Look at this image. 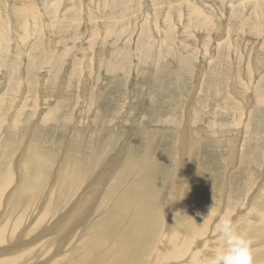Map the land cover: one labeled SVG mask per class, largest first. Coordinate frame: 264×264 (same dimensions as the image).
Returning <instances> with one entry per match:
<instances>
[{
    "label": "rangeland",
    "instance_id": "374dc122",
    "mask_svg": "<svg viewBox=\"0 0 264 264\" xmlns=\"http://www.w3.org/2000/svg\"><path fill=\"white\" fill-rule=\"evenodd\" d=\"M243 1L0 0V231L13 250L86 196L85 224L128 242L130 264H152L169 225L214 245L228 217L264 239V0Z\"/></svg>",
    "mask_w": 264,
    "mask_h": 264
},
{
    "label": "bare ground",
    "instance_id": "6f19581e",
    "mask_svg": "<svg viewBox=\"0 0 264 264\" xmlns=\"http://www.w3.org/2000/svg\"><path fill=\"white\" fill-rule=\"evenodd\" d=\"M247 0H245L246 2ZM244 2V1H243ZM244 2V3H245ZM263 2V1H262ZM175 5V4H174ZM196 10V9H195ZM197 12V11H196ZM159 29V28H158ZM156 32V30H154ZM154 33V32H153ZM155 35V34H154ZM160 35V34H158ZM160 38V37H159ZM165 39V38H164ZM199 79V78H198ZM2 84V82H1ZM10 84V83H9ZM11 88L9 89V91L7 90V94H5L4 96L9 95V93H12L13 91L17 92V89L19 90V85L17 84V82L15 81V78H12V83H11ZM1 87V86H0ZM10 87V86H9ZM196 87V86H195ZM61 88V87H60ZM4 90V89H3ZM2 91V90H1ZM21 92V91H20ZM18 91V93H20ZM43 92V91H41ZM40 92V93H41ZM261 92V91H260ZM83 93V92H82ZM263 92H261L262 94ZM24 94V93H23ZM22 94V96H23ZM88 94V93H87ZM83 95V94H82ZM264 95V94H262ZM81 96V95H80ZM83 97V96H82ZM81 97V98H82ZM43 98V97H42ZM87 98V97H86ZM261 99V98H260ZM259 99V100H260ZM79 100V99H78ZM262 100V99H261ZM260 102V101H259ZM256 105V104H255ZM258 105V104H257ZM261 106V105H260ZM246 108V107H245ZM257 108V107H255ZM262 108V107H261ZM259 109V108H258ZM263 109V108H262ZM261 109V110H262ZM256 110V109H255ZM263 111V110H262ZM74 112V111H73ZM260 112V111H259ZM11 116V115H10ZM264 117V116H263ZM258 119V117H257ZM13 120V119H12ZM45 122L47 121L46 118L43 119ZM253 120V119H252ZM256 121V120H255ZM36 122V121H34ZM189 122V121H188ZM4 123V122H3ZM16 124V123H15ZM21 125V124H19ZM6 126V125H5ZM18 127V126H17ZM74 127V125H73ZM77 125H75V127L73 128V131H75ZM15 129V128H14ZM17 129V128H16ZM15 129V130H16ZM21 129V128H20ZM22 130V129H21ZM32 130V129H31ZM36 130V129H35ZM3 131V128H2ZM18 131V130H17ZM29 131V130H28ZM27 131V132H28ZM186 131V130H185ZM240 131V130H239ZM153 132H156L153 130ZM247 132V131H246ZM12 133V132H11ZM73 134V133H72ZM117 134V133H116ZM155 135V134H154ZM186 135V134H185ZM4 138V137H3ZM40 138V137H39ZM46 138V137H45ZM185 137H183L181 139L180 142V149L183 152V154H186L185 152H187L186 148L187 146H185L184 140ZM238 138V136H237ZM30 140V139H29ZM80 140V139H79ZM241 140V139H240ZM48 141V140H47ZM154 141V140H153ZM187 141V140H186ZM236 141V140H235ZM69 142V141H68ZM238 142V141H237ZM48 143V142H47ZM71 143V142H70ZM186 143V142H185ZM234 143V142H233ZM39 144V143H38ZM44 144V143H43ZM84 144V143H83ZM108 144V143H107ZM24 146V145H23ZM22 146V148H23ZM46 146V145H45ZM84 146V145H83ZM108 146H111V144H109ZM107 146V147H108ZM43 147V146H42ZM62 147V146H61ZM106 147V146H105ZM102 151L103 155H108L107 153L110 151L107 149V147ZM79 148V147H78ZM101 148V147H100ZM148 148V146H147ZM6 149V148H5ZM44 149V148H43ZM98 149V148H97ZM127 149V148H125ZM246 149V148H245ZM99 150V149H98ZM243 150V147H242ZM26 151V150H25ZM81 151V150H80ZM85 151V150H84ZM147 151V150H146ZM245 151V150H243ZM249 151V150H248ZM261 151V150H260ZM6 152V150H5ZM91 152V151H90ZM234 152H237L234 151ZM263 152V151H262ZM28 153V152H27ZM126 153V152H125ZM188 153V152H187ZM57 154V153H56ZM122 154V153H121ZM243 154V153H241ZM253 154V153H252ZM76 155V154H75ZM93 155V154H92ZM119 156V154H117ZM233 155V153H232ZM4 156V155H3ZM6 156V155H5ZM18 156V155H17ZM67 156V155H66ZM102 156V154H101ZM121 156V155H120ZM108 157V156H107ZM3 158V157H2ZM19 160V157H17ZM21 158V157H20ZM104 158V157H103ZM127 158V157H126ZM24 159V158H23ZM60 159V158H59ZM100 160H98V158L95 161L90 160V165L92 167V163H98L101 161L102 157H99ZM259 159V158H258ZM16 160V159H15ZM22 160V158H21ZM57 160V159H56ZM117 159H114V162H116ZM182 160V159H181ZM178 162L177 164V168H176V177L178 178L180 176V169L183 170V168H181L180 166H182V162ZM25 161V160H24ZM120 161V160H119ZM117 161V162H119ZM240 161V160H239ZM262 161V160H261ZM260 161V162H261ZM22 162V161H21ZM105 162V161H104ZM241 162V161H240ZM24 163V162H23ZM22 163V164H23ZM124 163V160H123ZM143 163V162H142ZM144 164V163H143ZM255 164V163H253ZM89 165V166H90ZM116 165V163H115ZM118 165V164H117ZM249 165V164H248ZM131 166V165H130ZM255 166V165H254ZM27 167V166H26ZM98 168V166H95ZM121 167H123V165H121ZM258 167V165H257ZM94 168V167H93ZM92 168V169H93ZM104 168V167H103ZM118 168V167H117ZM142 168V165H140L139 163V167L137 168V170L140 172ZM186 168V167H185ZM12 169V168H11ZM124 169V168H123ZM244 169V168H243ZM107 170V169H106ZM136 170V169H135ZM252 170V169H251ZM10 171V170H9ZM116 171V170H115ZM121 171V170H119ZM96 172V171H95ZM100 172V171H99ZM146 172V171H144ZM14 173V172H13ZM102 173V172H101ZM137 173V174H139ZM188 173V172H187ZM251 173V172H250ZM254 173V172H253ZM10 174V173H9ZM246 174V173H245ZM11 175V174H10ZM136 175V173H135ZM185 174H183L182 176H184ZM89 176V175H87ZM111 176V175H110ZM247 176V175H246ZM20 177V175H19ZM254 177V176H253ZM9 179H11L9 177ZM20 179V178H19ZM10 181V180H9ZM7 181V183L9 182ZM13 183V182H11ZM9 183V184H11ZM19 183V182H18ZM175 183H177V181L175 180ZM174 183V187H173V194L176 193V189L177 186ZM3 185V184H2ZM5 186V185H4ZM9 186V185H8ZM7 186V187H8ZM263 186V185H262ZM18 186H16V188L13 187V190H9L10 192H8L5 196L7 197H3L5 201H10L11 198L13 197L14 192L17 190ZM225 189V188H224ZM5 192L8 190V188H4ZM171 193V192H170ZM118 194V193H117ZM172 194V195H173ZM4 195V194H2ZM87 197V196H86ZM83 198L82 201H80V199H78L75 203V206H73L69 211H66V213H64V215L60 214V218H59V222L56 225H52L50 227H48L47 225L43 226L41 225V223L43 224L45 221V216L44 214H40L41 212H37L35 216H37V220L38 223L41 225L38 229H41L40 232L37 234V232L39 231H33L32 233H28V231H30V229H28L26 226V228H24L21 232V235H26V236H30L33 233L31 237L27 238L28 240L26 241V236L21 238H16V239H20V244L18 246L17 249L13 250L11 245L14 243V241L12 240H6V230H1L0 231V264H30V263H34V264H53L55 262V260L57 258H60V264H71L72 260L73 263L74 261L80 259V263L81 264H130V262H128L126 259L129 256V251L127 249V246L130 245L127 243L128 242H122L120 239H118V236L115 237V239L112 241L113 237L112 236L109 240L104 239V237L108 236L104 234H100L98 232H96L94 228H92L94 225L92 222L93 221V215L90 214L89 217V221L88 223L85 224V221L87 222V220H85L87 216L86 213H84V207L87 205L92 204L91 202L93 200H91L92 198ZM177 198V197H176ZM229 198V197H228ZM115 199V197L113 198ZM96 202V200H94ZM93 201V203H94ZM114 201V200H113ZM123 201V200H122ZM174 200H171L170 205H172V202ZM124 202V201H123ZM3 204V202H1ZM24 203V202H23ZM81 203V204H80ZM5 204V203H4ZM97 203H95L96 205ZM178 204V203H177ZM8 205V204H7ZM21 205V204H20ZM25 205V204H24ZM30 205V204H29ZM93 205V204H92ZM94 205V206H95ZM179 207V205H178ZM8 208V207H6ZM88 208V207H87ZM89 209V208H88ZM91 209V208H90ZM170 209V207H169ZM208 210V209H207ZM5 211V210H4ZM65 212V210H62ZM87 211V210H85ZM117 212V210H115ZM189 211V210H188ZM192 211V210H191ZM7 212V211H5ZM115 212V213H116ZM134 212V211H133ZM1 213V212H0ZM4 213V212H3ZM40 215H39V214ZM76 216L75 219H77V221H75V226L72 227H68L65 228L60 227V222H62L63 219H65L67 216ZM83 215V216H82ZM116 215V214H114ZM171 215V214H170ZM169 214H167V216H170ZM30 216V215H29ZM117 216V215H116ZM115 216V217H116ZM203 216V215H202ZM232 216V214H231ZM5 217V215H4ZM92 217V219L90 220V218ZM137 217V216H136ZM264 217V216H263ZM68 218V217H67ZM74 218V217H73ZM97 218V217H96ZM94 218V219H96ZM228 218V217H227ZM252 218V217H251ZM2 219V218H1ZM0 219V221H1ZM4 219V218H3ZM117 220V219H116ZM170 220L171 223H174V215L172 213V215L170 216ZM253 220V219H252ZM3 221V220H2ZM35 221V219L33 220ZM254 221V220H253ZM257 221V219H256ZM260 221V220H259ZM73 222V221H71ZM70 222V224H71ZM264 223V222H263ZM91 224V225H90ZM115 224V223H114ZM136 224V223H135ZM259 224V223H258ZM9 225V224H8ZM7 225V226H8ZM78 225V226H76ZM119 225V223H118ZM197 225V224H196ZM6 226V227H7ZM28 226V225H27ZM115 226V225H114ZM140 226V225H139ZM9 227V226H8ZM17 227V226H16ZM42 227V228H41ZM45 227H47L48 229H45ZM101 227V226H100ZM120 227V226H119ZM141 227V226H140ZM170 227V225H169ZM167 227V230L165 233H163V230L160 231L159 236L157 235L156 240L151 238V235H146L147 231L146 229L143 230V234L140 233L139 231V235L137 237L140 238H145L147 240H155V247L153 250L156 251V254L154 255L152 253L153 258L151 256H149L151 254L148 255L147 258L151 257L152 258V264H160V260L162 262H167L166 264H204V258L206 257L205 254H203L204 258L200 259V255H202V250H199V247H202L205 245V248H210L211 251L213 250V252H219L223 249L224 245V240L222 238H218L216 240H209L210 242H213L214 245L211 244H207V242H195L194 244L192 243V239L188 236H183L182 234H174V232L171 230V227L169 228ZM92 228V229H91ZM163 228V227H162ZM3 229V228H2ZM7 229V228H6ZM9 229V228H8ZM17 229V228H16ZM117 229V228H116ZM137 229V228H136ZM101 230V229H100ZM135 230V229H134ZM133 230V231H134ZM210 230V229H209ZM196 231V230H195ZM194 231V232H195ZM116 232V231H115ZM152 233V232H151ZM197 233V232H196ZM13 230H12V234L13 235ZM56 234V236H52ZM164 234V235H163ZM215 234V233H214ZM66 235H71L73 238H71V242L67 244L68 247H70L72 249V242L75 245V242L78 239H80L81 241L79 242H83L81 245H79V251H77V253H79V255H75L77 254L76 252L72 253V254H68V250L67 252H65L63 249L60 250V240L61 238L63 239V242L65 243V236ZM128 235V233H127ZM186 235V234H185ZM200 235V234H199ZM126 236V235H125ZM129 236V235H128ZM201 236V235H200ZM127 237V236H126ZM203 237V236H202ZM218 237V236H217ZM25 238V239H24ZM117 238V240H116ZM205 238V237H204ZM211 238V237H210ZM215 239V238H214ZM125 241V240H124ZM8 243V247L7 245L5 246L3 243ZM147 242V241H146ZM126 243V245H125ZM152 243V241H151ZM63 244V243H62ZM141 244V242H140ZM146 244V243H145ZM158 244V245H157ZM204 244V245H203ZM139 245V244H138ZM150 245V244H149ZM10 246V247H9ZM196 246V249H195ZM131 247L134 248L133 245H131ZM148 247V246H147ZM146 247V248H147ZM69 248V249H70ZM137 248V247H135ZM67 249V248H66ZM70 249V251H72ZM74 249V248H73ZM140 249V248H139ZM252 249H253V257H254V264H264V239L260 240L258 239L257 241L252 243ZM20 251V253L18 251ZM148 250H150L148 248ZM131 251V249H130ZM140 251V250H139ZM173 251V253H172ZM148 252V251H147ZM158 252V253H157ZM212 252V253H213ZM12 253H16L18 254L17 258H13V259H9V260H4L3 256L7 255V254H12ZM53 253V254H52ZM65 253V254H64ZM71 253V252H70ZM141 253V252H140ZM209 253V252H208ZM143 254V253H142ZM211 253L207 254L210 255ZM136 256V255H135ZM150 258V259H151ZM149 259V260H150ZM63 260V262H62ZM146 260V259H145ZM200 260V261H199ZM143 261V260H142ZM84 262V263H83ZM146 262V261H144ZM151 263V262H150Z\"/></svg>",
    "mask_w": 264,
    "mask_h": 264
},
{
    "label": "clouds",
    "instance_id": "9594fccd",
    "mask_svg": "<svg viewBox=\"0 0 264 264\" xmlns=\"http://www.w3.org/2000/svg\"><path fill=\"white\" fill-rule=\"evenodd\" d=\"M175 195H169L174 200ZM217 235L224 247L204 258V264H254L252 240L247 232L237 230L231 218H223L217 225Z\"/></svg>",
    "mask_w": 264,
    "mask_h": 264
}]
</instances>
